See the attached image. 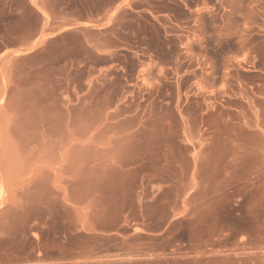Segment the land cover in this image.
<instances>
[{
  "label": "rangeland",
  "instance_id": "1",
  "mask_svg": "<svg viewBox=\"0 0 264 264\" xmlns=\"http://www.w3.org/2000/svg\"><path fill=\"white\" fill-rule=\"evenodd\" d=\"M104 25L43 55L33 45L0 55V143L31 156L17 182L0 179V207L23 208L7 217H34L47 238L89 202V228L121 227L83 238L85 253L264 264V0H136ZM34 32L23 0H0V51ZM133 222L143 230L130 234Z\"/></svg>",
  "mask_w": 264,
  "mask_h": 264
},
{
  "label": "crops",
  "instance_id": "2",
  "mask_svg": "<svg viewBox=\"0 0 264 264\" xmlns=\"http://www.w3.org/2000/svg\"><path fill=\"white\" fill-rule=\"evenodd\" d=\"M33 19L35 18V32L30 36L29 41L20 42L15 46H6L0 51V55L11 50L23 49L28 46H35V56L45 54L47 48L55 39L60 37L80 36L86 39L84 32L89 30L98 33L105 28V16L136 0H112L111 4L104 10V0H23ZM99 5V8H98ZM7 6V3H5ZM75 9L79 15H75ZM138 12L137 9H133ZM83 47L86 46L83 42ZM90 54L95 58L102 57L103 51L90 48ZM86 55V54H85ZM22 57H25L22 56ZM86 71L98 72L105 66L101 62H89L79 64ZM72 68L74 66H71ZM140 67V65H139ZM88 81V79H87ZM3 125V124H2ZM2 127V126H1ZM0 127V129H1ZM3 131V127H2ZM19 143L5 141L0 143V179L9 184L17 182L18 178L27 172L30 155H25ZM33 150V149H31ZM32 179L35 178V161L32 159ZM10 188V187H8ZM6 195L15 198L16 190L10 189ZM63 198L71 197V191L65 189L62 192ZM86 199H92L93 195L85 192ZM71 209L75 213V223L69 226L62 233H53L45 238L43 234L47 230V224L35 220L24 222L20 217L9 219L7 213H21L23 208L0 207V264H136L138 257L123 255L121 253L106 252L105 250L85 253L81 248L84 245L83 238L93 236H111L118 234L120 225L110 230L89 228L86 225L88 214L93 212L89 202L74 204ZM128 211L123 212V214ZM135 222L129 226L131 232ZM17 228H20L19 230ZM49 245L70 246L67 254L50 255ZM56 251H53V253Z\"/></svg>",
  "mask_w": 264,
  "mask_h": 264
}]
</instances>
